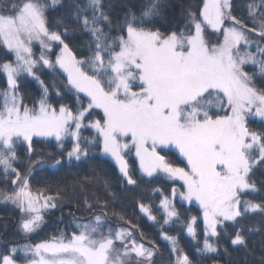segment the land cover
Returning a JSON list of instances; mask_svg holds the SVG:
<instances>
[{"label": "snow or ice", "instance_id": "snow-or-ice-1", "mask_svg": "<svg viewBox=\"0 0 264 264\" xmlns=\"http://www.w3.org/2000/svg\"><path fill=\"white\" fill-rule=\"evenodd\" d=\"M61 2L18 0L10 11L0 12V46L14 57L0 63L7 81V88L0 90V172L15 185L11 192L0 191V202L20 210V230L25 235L38 231L45 213L61 199L60 191L34 190L29 182L36 165L45 167L44 159H30L23 176L16 167L18 145L26 144L31 154L33 138L38 137L54 140L62 150L61 158H52L54 169L86 161L99 149L115 162L124 182L136 186L138 178L126 158L131 149L142 177L164 173L182 181L185 191L173 188L171 197L163 196L160 202L161 235L170 244L173 264H194L177 237L163 231V225L181 222L173 203L177 195L202 210V247L197 217L183 225L198 252L218 251L225 222L235 228L231 244L247 247L242 219L248 214L264 217V200H242L244 193L261 191L252 176L257 166L264 168V130L250 126V118L264 122V0L246 5L250 28L232 14L231 0H203L198 15L188 11L184 29L168 32L149 26L162 12V0H149L139 14L128 11L116 36L102 27L112 24L103 0L72 4V23L59 20L62 31L50 27L48 10ZM206 29L222 39L210 44ZM76 31L90 34L86 60L66 42ZM34 44L39 45L38 55ZM43 68L66 74L67 91L76 98L75 112L49 102V88L38 75ZM21 77L41 85L42 95L33 108L19 95ZM54 90L59 96L60 90ZM93 109L102 110V118L94 119ZM86 127L97 136L83 143L81 129ZM165 148H175L186 166H175L161 155L159 150ZM95 179L108 187L106 178ZM99 206L102 214L76 224L67 238L61 233L21 249L9 247L0 253V264H152L157 250L138 241L131 230L103 231L108 209ZM138 208L149 220H157L150 205L141 202Z\"/></svg>", "mask_w": 264, "mask_h": 264}, {"label": "trees", "instance_id": "trees-1", "mask_svg": "<svg viewBox=\"0 0 264 264\" xmlns=\"http://www.w3.org/2000/svg\"><path fill=\"white\" fill-rule=\"evenodd\" d=\"M18 0H0V12L10 11V5ZM87 0H62L61 3L48 10L50 27L61 30L62 25L58 21L64 19L72 23L70 19L71 5L79 3L85 4ZM149 0H103L104 11L110 17L112 24H102L106 31L112 36H116L121 31L124 18L129 10L139 14ZM251 0H231L233 5L232 14L244 21L247 26L252 27V22L248 17L246 5ZM203 0H162L161 15L154 18L150 27L159 29L162 32L182 30L188 24V11L199 14ZM91 14L89 10V15ZM230 21H225L229 24ZM206 39L210 44H215L221 40L219 33L206 29ZM90 34L76 31L69 34L66 42L73 49L79 59H87L90 55L87 42ZM34 52L39 54V45H33ZM58 53V49L54 48ZM12 62L13 56L7 53L0 46V63ZM251 66H246L250 68ZM38 75L49 88V102L53 107L59 108L61 104L76 111L77 104L74 93H70L66 88V76L61 72H52L43 68ZM19 95L23 98V104L28 107L37 106V101L42 95L41 85L30 77L20 78ZM257 80L259 78L257 77ZM7 88V81L3 74H0V90ZM54 89L60 90L57 96ZM81 100L86 101L87 97L83 93L79 94ZM219 111V110H216ZM96 113L94 119H100L103 113L100 109H93ZM223 114V113H221ZM250 126L257 130H264V122L250 119ZM97 134L91 128H84L81 132L82 142L87 143V139L96 137ZM70 142L65 141V148H70ZM26 145H18L17 153L19 162L16 167L22 176L26 173L29 160L44 159L45 167L36 165L29 177L32 188L45 189L47 193H61L59 206L45 213V223L42 227L30 235H25L20 230L21 212L11 203L0 202V253L6 252L9 247H21L23 245H35L52 237H59L61 233L65 237L71 235L75 225L80 222H89L96 215H101L100 204H106L108 215L104 219L103 231L109 229L115 231L120 228L131 230L136 239L145 244L146 247L155 248L157 251L152 258V264H173L174 255L170 250V244L161 235V225L163 213L160 202L163 196H170L172 189L177 186L170 182L165 176L159 174L151 178L142 177L139 171V164L130 149L126 153L129 161L130 172L138 178L136 186L127 185L118 167L109 159L105 158L98 149L94 155L83 162L74 165H65L58 169L50 165L54 163L53 157L61 158L62 150L57 147L54 140L33 138V151L29 154ZM161 155L172 162L175 166L185 167L186 162L173 150L162 149ZM103 177L109 181L108 187L96 181V177ZM87 178V179H85ZM252 179L258 188V193H244L242 198L253 202L264 200V168L259 166L254 169ZM15 188L11 178L5 179L0 172V191L11 192ZM159 189V191H156ZM99 202V203H98ZM151 206L153 214L157 216L156 221H150L138 208L139 203ZM174 205L180 214V223L163 225V231L169 235L177 237L179 245L189 255L194 264H262L264 261V217L259 214H248L242 219V225L246 234L247 247L234 246L231 239L234 236L235 228L231 222H226L223 227L227 229L222 232L217 240L218 251L216 253H201L196 250V242L187 235L184 223L188 222L191 216L197 217L198 236L203 237L202 211L195 204H186L178 199L174 200ZM91 204L89 209L86 205ZM249 228H258L259 231L249 232ZM141 233L143 235H141ZM119 247V245H117ZM22 257V256H21Z\"/></svg>", "mask_w": 264, "mask_h": 264}, {"label": "rangeland", "instance_id": "rangeland-1", "mask_svg": "<svg viewBox=\"0 0 264 264\" xmlns=\"http://www.w3.org/2000/svg\"><path fill=\"white\" fill-rule=\"evenodd\" d=\"M211 30V29H210ZM254 35V34H253ZM241 47H243V46H241ZM13 60H14V57H13ZM61 72H62V70H61ZM64 74V73H63ZM65 76H66V74H64ZM31 78V77H30ZM29 108H32V107H29ZM58 109V108H57ZM102 111V110H101ZM251 119V118H250ZM255 120H259V118H255ZM84 128H82L81 129V132H82V130H83ZM92 129V128H91ZM92 130H94V129H92ZM95 131V130H94ZM34 138H38V137H34ZM41 139H44V138H41ZM24 145H26V144H24ZM165 149H171V150H173V151H175L178 155H179V153H178V151L175 149V148H165ZM160 150H162V149H160ZM159 150V151H160ZM102 154V153H101ZM104 156V155H103ZM133 156L135 157V154H134V151H133ZM180 156V155H179ZM105 158H107V159H109L110 161H112L114 164H115V162L113 161V160H111L110 158H108V157H106V156H104ZM181 157V156H180ZM136 158V160H137V162H138V164H139V160H138V158L137 157H135ZM183 160H184V158L183 157H181ZM185 162H186V160H184ZM116 165V164H115ZM117 166V165H116ZM118 167V166H117ZM159 174H161V175H163V176H165L170 182H174V183H176L177 184V186H175V188L177 189V191L178 192H182V191H185L186 189L184 188V187H182V181H174V180H171V179H169L164 173H156L154 176H156V175H159ZM153 176V177H154ZM171 195H172V193H171ZM171 195L170 196H168V197H171ZM242 196H243V194H242ZM175 199H178V200H180L181 202H183V203H186V204H188L186 201H183L181 198H180V196L179 195H177L176 196V198ZM242 200H245L244 198H242ZM174 202V201H173ZM192 204H195V205H197L198 207H199V205L195 202V201H193V203ZM200 208V207H199ZM202 211V210H201ZM21 217H22V214H21ZM151 221V220H150ZM226 223V222H225ZM188 235V234H187ZM24 246V245H23ZM23 246H21V247H17L18 249H21ZM18 256H22L23 257V252L22 251H18Z\"/></svg>", "mask_w": 264, "mask_h": 264}]
</instances>
